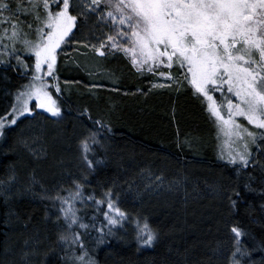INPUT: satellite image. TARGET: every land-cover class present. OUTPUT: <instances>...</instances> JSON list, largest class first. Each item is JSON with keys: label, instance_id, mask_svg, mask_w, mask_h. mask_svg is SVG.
<instances>
[{"label": "trees", "instance_id": "1", "mask_svg": "<svg viewBox=\"0 0 264 264\" xmlns=\"http://www.w3.org/2000/svg\"><path fill=\"white\" fill-rule=\"evenodd\" d=\"M105 28L100 25L91 30L74 29V36L70 35L58 51L56 73L61 82L75 86L70 97L65 94L63 100L52 90L69 116L67 125L72 126L61 137L62 150L58 154L48 144L46 131L42 132L48 126L31 124L30 118L24 117L17 125L5 129L1 139L0 180L7 181L14 172L15 187L18 183L24 187L33 176L38 182L37 192L41 185L50 193L60 186H70L86 171L84 165L78 167L76 160L79 139L88 136L90 130H98L103 147H96L95 154L104 163L93 176H88L86 195L94 191L99 199L107 188L113 187L119 206L133 218H146L158 232L154 245L140 250L133 241L131 227L127 228L128 234L122 231V236L108 237L109 243L99 245V264H230L235 250L230 229L236 222L250 233L240 238L246 255L237 253V259L241 264H264V228L253 223L261 218L260 204L264 203L259 193L264 186L259 179L262 173L259 168L247 170L257 177L252 181L257 191H247L243 187L247 177L238 174L239 165L230 164L226 158L218 159L224 151L218 142L222 144L223 140L202 98L188 85L179 92L152 89L148 72H138L121 56L110 58L108 49L105 50L108 57L98 60L105 70L113 73L114 88L104 86L91 92L87 75L66 64L65 56L71 45H92L104 37ZM25 59L33 65V57L25 54ZM24 72L23 67L14 70L0 65V115L14 103L16 89L29 81L31 69L28 75ZM215 96L221 103V95ZM44 119L49 121L47 116ZM97 120L101 124H95ZM184 140H197L198 144L193 150L183 144ZM46 158L48 163L53 160L55 164L52 182L47 179L46 171L51 166H47ZM39 162L43 171L35 166ZM149 175L177 185L171 192L138 200L137 193L143 184L140 180L145 181ZM234 187H239L245 197L236 208L227 199ZM50 204L31 194L13 197L5 205L0 196V264H21L14 263L5 253L8 249L9 253L19 250L26 264H64L59 258L57 240L61 225L56 223L52 215L56 210ZM77 206L82 208L81 215L83 212L89 216L95 209L91 202L84 209ZM29 216L32 220L25 226ZM92 235L96 233L93 231Z\"/></svg>", "mask_w": 264, "mask_h": 264}, {"label": "snow or ice", "instance_id": "2", "mask_svg": "<svg viewBox=\"0 0 264 264\" xmlns=\"http://www.w3.org/2000/svg\"><path fill=\"white\" fill-rule=\"evenodd\" d=\"M100 25L109 31L98 46H87L102 56L106 49L123 52L138 72L152 73L168 82L156 81L153 87L175 85L179 91L190 86L195 95L205 99L218 134L225 137L227 153L222 150L221 158L238 164V174L247 177L244 189L257 191L252 187L257 177L247 171L250 167L260 169L259 179L264 185V160L258 158H264V0H0V65L14 70L23 67L24 75L31 69L28 83L16 89L14 103L0 115V137L5 135L6 127L17 125L21 117L36 109L61 116V108L49 91L50 87L61 91L55 75L58 50L70 35L74 36V29L91 30ZM25 54L34 57V67ZM173 68L177 71L173 72ZM46 78H52L54 83ZM215 93H220L225 103L218 102ZM239 117L247 121V126L239 122ZM94 123L101 124L98 120ZM98 136V130H90L80 140L86 171L67 188L60 186L50 193L41 185L37 192L38 182L33 176L27 185L13 191L17 179L14 172L7 181L0 180L5 205L13 197L28 193L51 202L56 223L63 221L57 240L64 264H97L94 249L109 243L108 237L115 236L128 222L134 225L138 250L153 246L158 239V232L146 218H133L119 206L113 187L99 199L94 191L85 194L88 176L104 163L95 154L97 146L103 147ZM259 193L264 200V186ZM227 199L236 208L245 197L239 187H234ZM89 202L95 212L90 217L81 215L82 208L77 205ZM260 210L261 218L253 223L264 228V203ZM96 213L104 217L99 226ZM48 216L46 212V220ZM31 220L29 216L25 226ZM230 231L235 245L231 264H241L237 253L244 256L246 252L240 238L250 233L240 222L234 223Z\"/></svg>", "mask_w": 264, "mask_h": 264}, {"label": "rangeland", "instance_id": "3", "mask_svg": "<svg viewBox=\"0 0 264 264\" xmlns=\"http://www.w3.org/2000/svg\"><path fill=\"white\" fill-rule=\"evenodd\" d=\"M108 31H109V28L106 27L104 29L103 34L105 35V33H107ZM94 44H96L98 46V42H96ZM87 45H91V44L80 43V44L71 45L70 46L71 49L69 50V52H67V55H66V64L69 66H72V67L80 68L87 75V77L89 79V85H90L89 89L91 92L98 89V88H102L104 86L114 88L116 82H115L113 73L110 70H105L103 63H101L98 60V59H104V58L108 57V55L105 54L102 56L94 48L87 46ZM107 51L110 52V54H109L110 58L116 59V57L121 56V58L126 60L129 65L131 64L128 56H126L123 52H118V51L109 50V49ZM33 67H34V57H33ZM56 68H57V65H56ZM163 70L166 71L167 69H163ZM172 71L176 72L177 69L173 68ZM148 74L152 80V82H151V88L152 89H154L156 91H168V92H176L177 91L175 85H173L172 87H167V86L166 87H153L152 86L153 82L159 81L160 83H165V84H167L168 82L164 81L163 78L156 77L152 73H148ZM55 75L58 76L57 73H55ZM46 79H48V81L50 83H54V81H52V78H46ZM59 84H60V88H61L60 92H56L54 87H50L49 91L52 92V90H53L54 92H56V94L60 97L61 100L64 99L65 94H67V96L70 97V95L74 92L73 90H75V86L73 84L68 83V82H61L60 78H59ZM182 89H184V87ZM182 89H180L179 91H181ZM52 94H53V92H52ZM216 94L219 95L220 93H216ZM53 98L55 99L54 94H53ZM201 98L206 105L207 102L205 101V99L203 97H201ZM57 103L60 106L58 100H57ZM221 103H225V101L223 100V97L221 98ZM44 114H45V116H44ZM46 116H47L49 121H46L44 119V117H46ZM24 117L30 118V120L32 122L31 124L34 123L38 126H40V125L41 126H48V128L42 132L46 131L45 133H46V136L48 138V141H47L48 144L53 149H55L57 151V153L59 154V150H62L61 147H63V145L60 144L61 143V137L63 136V134H65V131H67V130L70 131V129L72 128V126L70 127V125H67L68 120H69V116H67V114H65L64 109L61 108V116L60 117H53L50 113L46 112L43 109H36L33 114H25ZM24 117H21L20 119H22ZM237 119L239 120L240 123L245 124L247 126V121L243 117H239ZM8 127H11V126H8ZM217 132H218V129H217ZM45 133H43V134H45ZM221 137H222L223 141H222V144H221V141L218 142V147L223 146L222 148L224 149V152L227 153V146L225 145V137L223 135H221ZM79 140H81V139H79ZM219 140H220V138H219ZM183 144L185 146H187L188 148L194 150L195 144H198V141L196 140V142H195L194 140L193 141L184 140ZM77 148H78L77 150L79 153H78V155L76 154V160L78 163V167L81 169V168H83V163L81 160L80 143H79ZM46 159H47L46 160L47 166H48V164L51 166L46 171L48 174L47 179L49 182H52L54 179V176H55V174H54L55 164H54L53 160L51 161V164H50V163H48L49 158H46ZM72 160L74 163L75 162L74 157H72ZM35 166H37L39 170L43 171L41 169V167H42L41 162H39V164H35ZM91 175L93 176V174H90L89 176H91ZM140 182H143V184L141 186L142 190L139 193H137V195H138L137 199L138 200L139 199L141 200L143 198L145 199L148 196H155V195H158L162 192H171L174 190V187L177 185L176 183L164 181L162 179L158 180L155 175H149L145 179V181L141 178ZM15 183L16 182H13V191H15L16 188H23L21 183H18V185L15 187ZM36 187H37V185H36ZM38 188H39V186H38ZM65 188H67V187H65ZM85 190H87V188H85ZM86 192H88V191H85V194H86ZM26 196H31V193L26 194ZM83 209H84V207H83ZM94 212H95V209H94L93 213ZM92 214H90L89 217ZM97 214H99V213H96V216H97ZM82 215H83V212H82ZM97 220L99 221V223L103 222L104 217L101 214H99L97 216ZM97 220H96V223H97ZM59 223L62 227L63 221H60ZM97 225L99 226L98 223H97ZM130 226L133 228V231H134V235H133L134 240L133 241L135 242V240H136L135 239V230H134V225L131 222L124 224V226L122 228H120L118 231H116L115 236H117V237L120 235L122 236L123 232L127 231L126 228H128ZM4 251L6 254H9L13 258L14 263H16V261H17V263L26 264V260H24V258L21 257L22 253H20L19 250H14L15 252H11V253H9L11 251L9 249L4 250ZM98 251H99V246L94 249V257H95V260L97 261V264H99V261L97 259Z\"/></svg>", "mask_w": 264, "mask_h": 264}, {"label": "bare ground", "instance_id": "4", "mask_svg": "<svg viewBox=\"0 0 264 264\" xmlns=\"http://www.w3.org/2000/svg\"><path fill=\"white\" fill-rule=\"evenodd\" d=\"M105 54L107 55L108 53H106L105 52ZM65 59H66V56H65ZM31 78V77H30ZM185 88H186V86H185ZM176 92H178V91H176ZM12 127V126H11ZM215 127H217L216 125H215ZM8 128H10V127H6L5 129H8ZM1 139H2V137H0V142H1ZM1 144V143H0ZM253 147V152H254V154H255V151H256V149H255V146H252ZM226 154V153H225ZM218 159H221V155H218ZM219 161V160H218ZM70 186H71V184H70ZM131 227V226H130ZM129 228V227H128ZM132 228V227H131ZM126 234H128L129 233V229H127L126 228ZM132 230H133V228H132ZM134 232V231H133ZM135 244L138 246V244H137V241L135 240ZM230 264H231V261H230Z\"/></svg>", "mask_w": 264, "mask_h": 264}]
</instances>
